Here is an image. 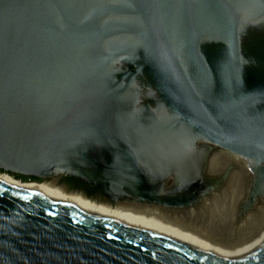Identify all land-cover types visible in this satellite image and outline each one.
I'll use <instances>...</instances> for the list:
<instances>
[{
    "label": "water",
    "instance_id": "obj_1",
    "mask_svg": "<svg viewBox=\"0 0 264 264\" xmlns=\"http://www.w3.org/2000/svg\"><path fill=\"white\" fill-rule=\"evenodd\" d=\"M198 142L247 157L252 205L264 0H0V171L182 208L197 184L158 195ZM0 264H264V238L164 242L0 187Z\"/></svg>",
    "mask_w": 264,
    "mask_h": 264
},
{
    "label": "bare ground",
    "instance_id": "obj_2",
    "mask_svg": "<svg viewBox=\"0 0 264 264\" xmlns=\"http://www.w3.org/2000/svg\"><path fill=\"white\" fill-rule=\"evenodd\" d=\"M183 146L185 150L188 144L184 145V143H181L179 146L180 150H183ZM193 147L198 148V150L210 151L200 142L194 144ZM223 153L229 154L227 156L229 158L228 164L231 167L242 171L244 175L247 172L246 177L241 180L237 173L232 172L231 177L227 181V187L219 191L217 190V183L197 176L198 178L196 179L201 182L200 186L197 185L198 191L205 194L208 193V195L202 196L195 208H193L192 204L182 208H166L157 204L124 200L115 203L118 205L116 210L123 215L113 213L109 216H104L100 213V210L94 211L93 208L84 206L81 201L74 198L66 201L62 194L63 191H58L53 187L20 186L1 180L0 187L44 202L65 212L164 242L226 246L252 237L264 238V198L255 199L254 205L255 207L256 205L258 206L257 208L254 207V210L252 207L248 211L249 213H240L241 216L248 214V218L243 224H239V219H236L237 213L240 212L239 209L245 204L249 205L257 179L256 174L250 168L247 157L243 154L227 150L223 151ZM188 154H190V151H187L185 156L184 153L180 155L179 160L184 162L186 158L188 162L189 158L194 157L196 159L199 156L197 153L191 154V157ZM212 172L210 170L206 174L209 179L214 177L211 175ZM171 176L172 174L165 178L159 191V198L172 195L179 190L175 186L177 179H170ZM50 184L55 186L56 181ZM147 207L156 208L155 210L144 211L148 209ZM147 218L150 221L146 222ZM159 221H163V223L160 224Z\"/></svg>",
    "mask_w": 264,
    "mask_h": 264
},
{
    "label": "rangeland",
    "instance_id": "obj_3",
    "mask_svg": "<svg viewBox=\"0 0 264 264\" xmlns=\"http://www.w3.org/2000/svg\"><path fill=\"white\" fill-rule=\"evenodd\" d=\"M211 151H205L204 149L198 150V148L193 147L192 153H197V154H199V156L196 159L194 157L189 158L188 161H191V164L189 166L187 165V167H185L184 170L178 171V172L172 174V176L170 178L173 180L177 179V183L175 184V186H177L176 189H178L179 187L181 188L182 183H183V187H185V188H187L186 186H189V183H195L198 186H200L201 182L199 180H197L196 178L202 177V179L210 180V181L217 183V187H218L217 190L220 191L223 188L227 187L226 184H227V181L229 180V178L231 177L232 172L237 173L239 176V179H241V180H242V178L246 177L247 172H245V175H244L242 171H238V170H236V168L231 167L228 164L229 158L227 156L229 154L223 153V151H226V150H217L214 152H211ZM210 152H211V154H210ZM202 170H203V172H201ZM210 170L213 171L211 173V175L214 177L209 179L206 174ZM204 173H205V175H204ZM0 180L5 181V182H9V183H13V184H17L20 186H26V185L47 186L51 183V182H48L51 179H32V180H29L26 177L16 176L14 174L6 173L3 171H0ZM55 187L58 188L56 190L63 191L62 194L64 195L66 201H70L71 198H74L75 200L81 201L84 204V206H87L89 208H93L94 211L100 210V213L104 216H109L113 213H118V214L123 215L122 213H120L116 210L118 205L110 204L109 200H107L105 197H103L101 200H98V201H94V200L88 201L85 198H81L79 196L72 195L71 193H66L63 188L57 187L56 185H55ZM203 189H204V191H206L205 188H203ZM59 193H61V192H59ZM204 195H208V193H206V194L203 193V194L198 195L197 200L192 204L193 208H195L197 206L199 199ZM259 198H264V187L261 190L260 194L255 199H259ZM247 205L246 204L243 205L239 209L240 212L237 213L236 219H239V222H240L239 224H243L246 221V219L248 218V216H247L248 214L241 216L242 213L250 211L252 209V207L254 210L258 206V205H256V207H255V205L253 203L252 205H248V208H247ZM147 208L148 209H146L144 211H149L152 209L155 210L156 207H147ZM136 220H138V219H136ZM148 221H150V219L147 218L146 222H148ZM159 223L161 224V223H163V221H159Z\"/></svg>",
    "mask_w": 264,
    "mask_h": 264
},
{
    "label": "flooded vegetation",
    "instance_id": "obj_4",
    "mask_svg": "<svg viewBox=\"0 0 264 264\" xmlns=\"http://www.w3.org/2000/svg\"><path fill=\"white\" fill-rule=\"evenodd\" d=\"M60 176H57L51 180H49L48 182H53L56 181V186L63 188L65 190L66 193H71L72 195H76L79 196L81 198H85L86 200H94V201H98L101 200L104 197L103 191L100 189H96L90 185H87L86 183L73 178V177H62L60 178ZM32 180V179H30ZM26 186H33V185H26ZM35 186V185H34ZM39 187H53L54 189H58L56 188L54 185L49 184L47 186H39Z\"/></svg>",
    "mask_w": 264,
    "mask_h": 264
}]
</instances>
